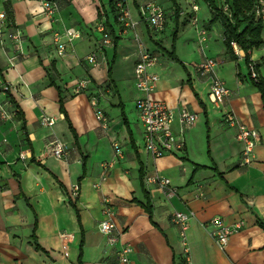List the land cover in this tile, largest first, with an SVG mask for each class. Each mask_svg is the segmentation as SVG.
I'll list each match as a JSON object with an SVG mask.
<instances>
[{
  "label": "crops",
  "instance_id": "0c3cea01",
  "mask_svg": "<svg viewBox=\"0 0 264 264\" xmlns=\"http://www.w3.org/2000/svg\"><path fill=\"white\" fill-rule=\"evenodd\" d=\"M53 1L58 9L49 20L38 0H0L22 36L19 47H0V85L8 86L18 111L0 126V264H118L121 243L133 248L130 264H186L179 227L171 222L177 212L192 213L185 232L192 263L264 264V229L256 222L264 221V75L257 69L255 82L242 69L245 51L236 45L235 59L226 51L222 24L210 22L200 0H128L134 25L126 30L109 0ZM151 2L165 12L161 33L141 13ZM99 23L110 44L101 42ZM70 27L81 36L58 55L53 35ZM140 45L157 56L150 98L172 111V136L183 142L160 158L144 152L134 107L142 96L133 80ZM89 55L96 65L86 62ZM213 58L214 72L199 76L197 66ZM214 76L229 91L223 110L208 96ZM79 81L86 89L76 93ZM180 108L196 115L182 133ZM96 111L106 118L104 128ZM224 111L259 136L246 164ZM45 116L52 126H40ZM52 140L65 144L61 160L44 154ZM153 175L167 179L174 194L146 182ZM214 217L244 223L223 250L210 236ZM106 219L119 235L114 247L98 229Z\"/></svg>",
  "mask_w": 264,
  "mask_h": 264
},
{
  "label": "built area",
  "instance_id": "2783aa9c",
  "mask_svg": "<svg viewBox=\"0 0 264 264\" xmlns=\"http://www.w3.org/2000/svg\"><path fill=\"white\" fill-rule=\"evenodd\" d=\"M42 5V13L49 20L54 19V14L58 9L57 2L53 0H38ZM109 3L113 9V14L116 16V20L121 28L127 29L133 27L134 23L131 20V14L128 10V0H109ZM219 5L226 11L227 6L224 0H219ZM253 15L257 20H264V0H253ZM193 10L195 8L193 7ZM144 20L148 27L154 32L161 33L164 30L165 12L162 7L157 3H148L141 10ZM104 35L102 38L103 44H110L109 39L105 35V29L102 23L97 26ZM81 32L74 27L64 29L62 33L55 32L54 43L57 46L58 55H63L66 47L72 44L74 40L79 39ZM21 34L15 28L13 22L11 23L4 10H0V47L5 48V44L14 45L19 47L21 43ZM231 48L236 53L237 47L235 43H231ZM19 49L15 50V54H18ZM86 62L90 65H96V57L89 55L85 57ZM157 62V56L152 55L146 51L143 45L139 46V59L133 67V80L136 89L141 93V97L135 101V112L138 115L139 123L143 128V150L145 153L151 155L153 158H160V156L171 153L174 150H180L183 146L182 140L176 139L172 136L171 122L173 120L172 111L168 109L166 104L162 101H156L150 98V93L155 89L157 85L158 76L151 72ZM218 64L216 59H206L200 63L197 67L198 75H208L214 72L215 66ZM249 77L257 82V65L251 61L248 63ZM209 93L213 108L216 110H223L224 101L229 97V91L226 89L223 81L214 76L210 80ZM75 92L80 93L86 89L85 82L79 81L75 85ZM9 88L5 84L0 85V126L2 124L11 121L14 117L12 106L8 101ZM90 104L95 107L97 102L94 98L90 99ZM225 110V108H224ZM98 121H100V127L104 128L106 125V118L104 114L96 111ZM178 123L181 126V133L192 127L196 122V115L183 108L178 109L177 113ZM222 121L228 127H236L237 133L235 135L236 140L242 145L244 151V157L242 164L248 162V155L250 150L254 146L258 139V134L254 130H250L243 125L239 124L230 111H224L222 115ZM54 124V119L51 117H42L40 119L41 127H50ZM117 149V146H114ZM65 144L58 140H52L46 143L44 148V154L54 159L61 160L65 154ZM117 149V153H118ZM22 158V155H19ZM146 182L157 185L161 189H165V195L170 197L174 194V190L170 187V183L165 178H160L157 175L149 176ZM78 195V187H74L70 193V198L75 200ZM108 213L106 209L105 214ZM192 213L177 212L172 215L171 222L179 227V237L183 247L182 254L186 261V264H195L190 260V255L187 247V239L185 238V232L188 229V222L191 219ZM211 226L210 236L213 238L217 248L223 250L230 236L235 234L244 227V223L236 222L234 225H228L224 223L221 217L212 218L209 223ZM98 229L106 245L114 247L119 245V235L115 231L113 223L106 219L98 224ZM65 249V248H64ZM133 252V248L128 243H121L117 249L115 256L118 264H130L129 255ZM65 256V254H64Z\"/></svg>",
  "mask_w": 264,
  "mask_h": 264
},
{
  "label": "trees",
  "instance_id": "16d2710c",
  "mask_svg": "<svg viewBox=\"0 0 264 264\" xmlns=\"http://www.w3.org/2000/svg\"><path fill=\"white\" fill-rule=\"evenodd\" d=\"M202 1L213 15L210 22H212V20H218L224 28L223 44L226 48V51L232 52L231 43H235L241 51H245L244 59L246 65H248L250 62L249 52L264 43L260 36L262 30L261 22L260 20L255 19L253 15V0H224L227 6L226 9L229 11V16L224 13V10L216 0ZM109 6L111 12H113L110 3ZM4 12L6 14V18H8V20L12 23V18L8 8L5 7ZM232 54L233 58L235 59L236 56L233 52ZM7 97L9 103L12 106L14 117H16L18 111L14 107V104H12L9 95H7ZM146 211L151 214L149 206L146 207ZM256 222L260 228L264 229V221L257 219Z\"/></svg>",
  "mask_w": 264,
  "mask_h": 264
},
{
  "label": "rangeland",
  "instance_id": "374dc122",
  "mask_svg": "<svg viewBox=\"0 0 264 264\" xmlns=\"http://www.w3.org/2000/svg\"><path fill=\"white\" fill-rule=\"evenodd\" d=\"M217 3H219V0H216ZM200 6H201V10L202 8H204L202 0H200ZM200 18H202V11H200ZM261 25H262V30H261V39L262 41H264V20L260 21ZM164 44H166V39H164ZM252 59L251 62L253 64H256V62L260 63V67L257 68L259 69V71L261 72L262 75H264V44L259 45L256 49L252 50ZM242 69L245 70V72L247 74H249V69L247 67L242 66ZM257 74H258V70H257ZM216 112V111H215Z\"/></svg>",
  "mask_w": 264,
  "mask_h": 264
}]
</instances>
